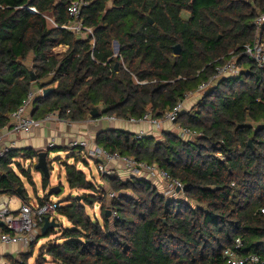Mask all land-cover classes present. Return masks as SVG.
<instances>
[{
    "label": "trees",
    "instance_id": "trees-1",
    "mask_svg": "<svg viewBox=\"0 0 264 264\" xmlns=\"http://www.w3.org/2000/svg\"><path fill=\"white\" fill-rule=\"evenodd\" d=\"M74 1L0 0V130L33 91L55 89L33 102L37 120L57 112L71 122H130L147 113L161 119L231 54L246 71L220 80L195 109L179 115L181 128L200 135L194 140L164 133L160 143L118 129L96 137L99 148L166 171L184 185L185 199L159 194L144 178L104 176L117 195L107 201L103 185L65 163L70 190L83 194L60 203L55 220L62 217L71 227L42 246L37 263L52 258L54 264H225L223 253L237 239L243 255L257 254L264 262V69L242 56L255 42L264 0H85L81 20L93 30V38L85 39L61 28L72 22ZM61 46L68 50L55 53ZM93 109L99 117H91ZM80 153L72 157L88 166ZM38 155L11 149L0 158V197L31 202L23 182H33L31 169L20 160L34 162ZM48 185L43 177L45 190ZM47 200L48 195L38 203ZM98 203L102 221L87 211ZM56 234L49 231L45 238ZM41 236L17 264H28Z\"/></svg>",
    "mask_w": 264,
    "mask_h": 264
},
{
    "label": "built area",
    "instance_id": "built-area-1",
    "mask_svg": "<svg viewBox=\"0 0 264 264\" xmlns=\"http://www.w3.org/2000/svg\"><path fill=\"white\" fill-rule=\"evenodd\" d=\"M88 5L89 4L85 0H75L72 2L69 7V15L72 22L61 28L73 32L81 39H85L88 36L93 38V30L86 27L81 20L82 12ZM28 11L31 14H38L37 9L34 7H29ZM255 25L257 26L255 42L245 47L242 56H244L247 60L254 62L259 69H264V14L258 17ZM91 44L93 46L95 45L94 39ZM115 56L119 57V52H116ZM221 61L223 62L218 65L215 74L207 82L202 83L196 91L187 94L185 101L188 96L199 94L203 95L208 90L214 88L216 84L224 78L239 77L243 71H246L239 65V58L236 55L231 54L230 58ZM122 64L124 69L127 71L124 63ZM43 91L44 90L31 92L24 104L16 112L11 114L9 125L2 130L8 129L15 135L23 134L30 136L36 129L42 127L45 123L51 121H55L57 123L64 122V120L60 117V114L57 112L48 114L43 119L38 120L31 116L30 112L33 107V102L38 96L43 97ZM185 101L178 103L172 111L166 112L161 119H155L151 113H147L141 119H130V123H148L154 127H161L164 123L177 125V119L185 108ZM69 113L70 112L68 111V114ZM107 120L116 121L115 118H107ZM66 124L72 125V122L67 121ZM2 130H0V132ZM137 135L143 137L146 136L144 132H140ZM179 135L186 141L194 140L200 136L195 132L181 128V126H179ZM4 138L5 137L0 133V158L16 145V143L11 142L9 146H4ZM93 145L94 144L88 140H80L76 138L72 139L69 143V147L80 151V155L82 157L92 159L96 162L101 176L114 177L116 175L115 169L119 167V164H122L130 178H144L156 185L162 184L165 187L167 197L174 200L185 199L184 185L177 179L171 177L163 169L158 168L156 165H149L135 159L121 156L118 153H110L96 145ZM49 147L50 149H54L56 147L55 139L50 141ZM116 197L117 195L115 193L110 195L111 199ZM59 208L60 202L52 201L50 199L42 204H21L17 210H14L10 203H0V219L4 223L3 226L11 231L9 234L1 233V243L29 248L38 237L36 227H43L47 218L50 221L55 220L57 218V211ZM262 212L264 213V210ZM111 215L114 219L118 218L116 212L113 214L111 213ZM242 249L243 242L241 239H237L233 247L226 249L223 253L225 264H264L261 257L257 254L243 255L241 253Z\"/></svg>",
    "mask_w": 264,
    "mask_h": 264
},
{
    "label": "rangeland",
    "instance_id": "rangeland-1",
    "mask_svg": "<svg viewBox=\"0 0 264 264\" xmlns=\"http://www.w3.org/2000/svg\"><path fill=\"white\" fill-rule=\"evenodd\" d=\"M113 49H114V53H116L117 51L115 48V44L113 46ZM244 68L245 67L242 66V69H244ZM202 97H203L202 94L188 96V98L185 101V108H184L185 111H191L192 109H195L198 106V104H200V102L202 101ZM167 125H168V123H164L163 126L161 125V128H160V126L159 127L157 126V129H155L156 131L153 133V135H155L154 138L156 139V141H158L160 143L164 142V140H165L164 133L179 134V126H180L179 124L168 125L170 127L169 130L164 131V128ZM149 131H150L149 133L145 132L146 136H148L149 134H150L149 136H152V132L154 130L152 129ZM78 152L79 151L76 149H69V148L64 149V150L63 149H54L53 151L49 152L50 153L49 165L52 166L53 172H52L51 178L49 180V185H48L49 187L47 188V190H45V188L43 186V177L44 176L35 169L38 158H37V161H36V159L34 160V162L31 161L32 163L30 162L28 167L26 166V163H25L24 167L26 169H31V177H32V181H33L31 183V181H28L27 179L23 178L25 188L28 192L29 201H31L30 203L39 204L38 203L39 199H44V191H49L52 188H59L61 191L59 194H54L52 196H49V199L52 201L60 202V203H63L65 201V199H67L70 196L78 198V196L83 194L82 191H71L70 190L67 179H66L65 170H64V164L65 163H69L71 165L72 164L77 165V167L80 170H82L86 173L87 178L89 180H92L97 185H103L105 190L108 192L106 200L107 201L111 200L110 195L114 192L112 190L111 185L108 184V181L106 179H104V176H101V174L99 173L96 162L92 159H87L86 161L88 163V166L83 164L82 162H79L78 158L75 159L74 157H72V155L74 153H78ZM116 169H115V172H116L115 176H118V178L120 180L127 181L130 178L127 174V171L122 166V164H119V167H117ZM153 185L156 187L159 194H162L165 197H167L166 194H164V193H166V190L162 184H159V185L153 184ZM101 209L102 208H101V205L99 203L93 205V207H87L88 213L93 218L96 217L100 221H102L101 220ZM58 221H60V223L63 225V228H70L71 227L70 223L66 219L64 220L62 217L58 216ZM36 229H37L36 232L38 234H41L42 227L38 226V227H36ZM61 229L56 230L57 234L52 236L51 238H45L44 236H41L39 238L41 241L35 247L34 256L31 259V261L29 260L28 264H38L37 263V257L39 255L40 249L42 248L43 245H47V243H49V241L56 240L61 235L59 232ZM36 241H38V239ZM24 250L26 252L25 254H27L29 252V248H24ZM20 260L22 261V259H20ZM47 264H54L52 258H48Z\"/></svg>",
    "mask_w": 264,
    "mask_h": 264
},
{
    "label": "crops",
    "instance_id": "crops-1",
    "mask_svg": "<svg viewBox=\"0 0 264 264\" xmlns=\"http://www.w3.org/2000/svg\"><path fill=\"white\" fill-rule=\"evenodd\" d=\"M45 17L52 23L53 26L55 25V18L53 16L45 14ZM67 50L68 47L61 46L57 48L54 52L65 53ZM63 120L64 122H60V123H57L55 121L45 123L42 127L36 129L33 132V134L30 136L23 134L15 135L11 133V131H9L8 129L2 130L0 133L5 137L4 138L5 143L3 145L9 146L11 142H14L16 143L15 147L13 148L15 150L34 149L39 153L45 151L49 153L54 149H63V150L68 148L71 149L69 147V143L72 139L75 138L80 140H88L92 142V144H94L93 146H95L97 135L104 130L118 129L133 134H138L140 132L149 133L150 132L149 130L153 129L154 131L152 132V136L154 137L155 135H153V133L156 131L155 129H157V127L154 126L152 127L148 123L133 124L123 120L109 121L107 120V117L98 120H93L89 118L83 122H72V125L66 124V122L69 120L66 119ZM168 125L171 124L168 123ZM168 125L165 126L164 131L169 130L170 127ZM52 139L56 140V147L54 149H50L49 147L50 141ZM83 158L87 160L86 157ZM20 162L21 163L23 162L22 163L23 166L26 163L27 167L30 163V162H25L23 160H20ZM46 195H48V191H44V197ZM0 203H6V204L10 203L14 210H17L19 206L23 204L20 199L16 197H8V196L0 197ZM1 230L2 229L0 228V235L2 232ZM25 253L26 252L24 248L19 245L3 244L0 241V264H17V262L20 259V255Z\"/></svg>",
    "mask_w": 264,
    "mask_h": 264
},
{
    "label": "water",
    "instance_id": "water-1",
    "mask_svg": "<svg viewBox=\"0 0 264 264\" xmlns=\"http://www.w3.org/2000/svg\"><path fill=\"white\" fill-rule=\"evenodd\" d=\"M150 23L153 24L151 19L149 18ZM115 48L116 51L119 52V44L115 43ZM174 53L176 56H179L181 54V46L178 45L174 48ZM119 64H116V70H118ZM32 75V81L35 82L36 78L34 73H31ZM54 88H46L43 91V97H48L52 92H54ZM91 117H99L100 113L98 109H93L91 112ZM250 145L252 146V141H250ZM35 169L40 172L46 179L50 180L52 172L50 171V165H49V153L47 151L41 152L38 155V161L36 164ZM20 191V190H19ZM59 188H52L48 191V196H52L54 194H59L60 193ZM21 192V191H20ZM111 212L107 213V216L110 217ZM4 223L0 219V228L3 227ZM63 227V225L59 222H56L55 220H49L48 218L45 220V223L41 229V235L44 237H47L49 234V231H56L59 230Z\"/></svg>",
    "mask_w": 264,
    "mask_h": 264
}]
</instances>
